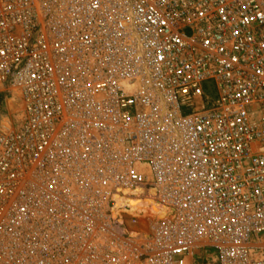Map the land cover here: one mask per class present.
Masks as SVG:
<instances>
[{
  "label": "built area",
  "instance_id": "1",
  "mask_svg": "<svg viewBox=\"0 0 264 264\" xmlns=\"http://www.w3.org/2000/svg\"><path fill=\"white\" fill-rule=\"evenodd\" d=\"M0 264H264V0H0Z\"/></svg>",
  "mask_w": 264,
  "mask_h": 264
},
{
  "label": "bare ground",
  "instance_id": "2",
  "mask_svg": "<svg viewBox=\"0 0 264 264\" xmlns=\"http://www.w3.org/2000/svg\"><path fill=\"white\" fill-rule=\"evenodd\" d=\"M6 105H7L6 107L10 109L12 106L11 100H7ZM140 206H141L140 202H133L132 206L128 210V213L133 214V213L137 212L138 208ZM149 207H150V210L152 211V213H159V211H160L158 205L155 203H150Z\"/></svg>",
  "mask_w": 264,
  "mask_h": 264
}]
</instances>
